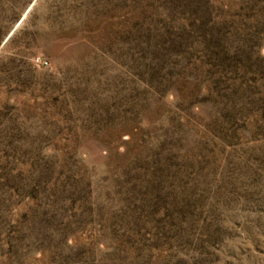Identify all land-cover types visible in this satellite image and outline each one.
Segmentation results:
<instances>
[{"label": "rangeland", "instance_id": "obj_1", "mask_svg": "<svg viewBox=\"0 0 264 264\" xmlns=\"http://www.w3.org/2000/svg\"><path fill=\"white\" fill-rule=\"evenodd\" d=\"M0 264H264V0H0Z\"/></svg>", "mask_w": 264, "mask_h": 264}, {"label": "built area", "instance_id": "obj_2", "mask_svg": "<svg viewBox=\"0 0 264 264\" xmlns=\"http://www.w3.org/2000/svg\"><path fill=\"white\" fill-rule=\"evenodd\" d=\"M35 62H36V64L42 65V66H47L48 65V62L43 60V59H41V58H36Z\"/></svg>", "mask_w": 264, "mask_h": 264}]
</instances>
